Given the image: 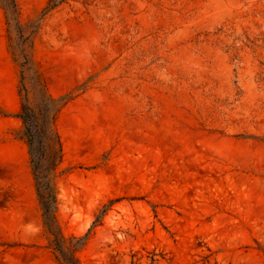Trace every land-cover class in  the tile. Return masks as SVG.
I'll return each mask as SVG.
<instances>
[{"label":"rangeland","instance_id":"374dc122","mask_svg":"<svg viewBox=\"0 0 264 264\" xmlns=\"http://www.w3.org/2000/svg\"><path fill=\"white\" fill-rule=\"evenodd\" d=\"M16 3L29 103L33 71L68 96L56 219L89 231L80 264H264V0ZM15 34L0 5V264H59L19 137Z\"/></svg>","mask_w":264,"mask_h":264},{"label":"trees","instance_id":"16d2710c","mask_svg":"<svg viewBox=\"0 0 264 264\" xmlns=\"http://www.w3.org/2000/svg\"><path fill=\"white\" fill-rule=\"evenodd\" d=\"M65 0H49L44 12L56 8ZM0 5L6 12L7 24L14 29L15 38H9L10 53L15 62L22 69L21 89L24 91L17 118L21 121L20 138L27 146L29 166L31 169L33 186L41 210L42 222L50 245L59 264H80L76 251L81 249L87 240L88 233L83 236L65 237L56 219V168L62 160V142L56 128L57 115L68 99L67 95L58 98L52 97L45 89L40 75L33 71L36 84L37 103L30 104L28 92L24 84V71L32 70V64L27 54L24 27L18 17L16 0H0ZM21 92V90H20ZM101 214L93 222H98Z\"/></svg>","mask_w":264,"mask_h":264}]
</instances>
